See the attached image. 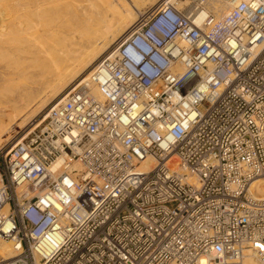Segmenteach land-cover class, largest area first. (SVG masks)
Listing matches in <instances>:
<instances>
[{"label":"built area","instance_id":"built-area-1","mask_svg":"<svg viewBox=\"0 0 264 264\" xmlns=\"http://www.w3.org/2000/svg\"><path fill=\"white\" fill-rule=\"evenodd\" d=\"M84 77L0 147V264H264V0H161Z\"/></svg>","mask_w":264,"mask_h":264},{"label":"bare ground","instance_id":"bare-ground-1","mask_svg":"<svg viewBox=\"0 0 264 264\" xmlns=\"http://www.w3.org/2000/svg\"><path fill=\"white\" fill-rule=\"evenodd\" d=\"M99 1L103 2V6L104 4L108 5L110 13L103 10L104 7H100L102 5L99 4ZM114 1L0 0V5H2L0 10L6 9L8 6L11 9L10 14L14 13L12 15L14 22L17 19L25 20L23 26L22 24L14 26L10 24L11 18L9 19L10 23L9 20L5 19L6 21L2 20V22L0 19V40L6 36H17V41L19 40L14 43L15 46L12 43V46L0 47V52L4 54V58L3 55L0 58L2 62L4 61L1 63L3 66L0 65V89L8 84H16V80L22 81L16 91L11 92L8 96L0 94V137L10 138L7 129L12 124L18 125L21 129L33 116L40 113L46 105L47 96L52 100L60 96L71 82L89 69L98 57L107 52L117 37L140 17V11L135 8L136 10H132L129 18H126L122 13H119L121 9L120 7V10L116 8ZM118 1L122 2V11L128 12L124 0ZM170 1L174 3V0ZM137 2L139 3L138 7L141 8L144 5H155L159 0H137ZM181 4L176 2L175 8L178 9ZM211 4L216 10H224V7L219 6L216 1ZM132 6L136 5L132 4ZM2 12L0 11V18L5 16L1 14ZM4 12H9V10ZM134 12L136 17L132 15ZM59 13H64L67 17L65 19L59 18V16L55 17ZM120 15L124 18L119 20ZM202 17L203 14L197 15L193 22L199 24ZM107 21V24L97 28L100 22ZM28 29L33 31L27 33ZM89 75L90 72L85 74L84 79ZM89 87L91 95L101 99L96 87L93 85ZM6 113L7 116H5ZM28 114L29 116L22 120ZM1 142L0 147L2 146ZM151 163L152 160L146 158L139 163L136 170L145 171L150 168ZM260 179L262 178H256L250 187L258 196H264V182ZM190 181L194 182L192 178ZM0 240V258L11 257V252L6 245V242L8 244L9 242L2 238ZM12 252H14L13 249ZM246 252L250 255H244ZM246 252L243 253L239 264H261L252 252ZM212 264H218V262Z\"/></svg>","mask_w":264,"mask_h":264},{"label":"rangeland","instance_id":"rangeland-1","mask_svg":"<svg viewBox=\"0 0 264 264\" xmlns=\"http://www.w3.org/2000/svg\"><path fill=\"white\" fill-rule=\"evenodd\" d=\"M112 1H114V0H112ZM155 1V0H154ZM161 0H159V2H160ZM115 3V6H116V8L118 9V10H120V12L119 13H122L126 18L128 17L129 18V15H131V12H133L132 10H136L137 8V11H140L139 13H141V14H144L145 13V11L146 10H148V9H151L152 8V6L154 7L155 5H157L159 2H157L155 5H150V6H147V5H144V7L142 6H140L141 8H139L138 7V5H139V3L137 2V0H128L127 2H126V0H124L123 2L125 3V5L127 6V8H128V12H125V11H122L123 10V7H121V5H122V2L120 3L118 0H115L114 1ZM128 3V4H127ZM135 6V7H133L132 6V4ZM154 3V2H153ZM0 4H1V2H0ZM99 4L100 5H102V6H100L101 8H103L104 7V9L103 10H106L107 11V13H110V11H108V10H110V9H108L107 8V6L108 5H105L104 4V6H103V2H101V1H99ZM131 4V5H130ZM0 6H2V5H0ZM118 6V7H117ZM131 8H130V7ZM106 7V8H105ZM119 7H120V9H119ZM133 7V8H132ZM3 8V7H2ZM4 8H6L5 6H4ZM136 8V9H135ZM8 11L9 10V12H4V11ZM10 10L11 9H9L8 8V6H7V8L6 9H3V10H0V11H3L1 14L4 16H6L8 13V15L5 17L4 16V18H0L1 19V21L3 20V21H8L10 18H11V23H10V20L8 21L11 25H14V26H17L18 24H22V26L24 25V23H25V20L23 21V20H19V19H17V20H15V22L13 21V18H12V15L14 14V13H12V14H10ZM122 11V12H121ZM124 12V13H123ZM111 13H113V12H111ZM121 14V15H122ZM2 15H1V17H2ZM112 15V14H111ZM119 16V17H121V18H119V20L120 19H123L124 18V16L122 17V16ZM132 15H135V12L134 13H132ZM9 16V17H8ZM58 16H59V18H62V19H65L67 16L64 14V13H59L58 15H56L55 17H57L58 18ZM135 17H136V15H135ZM6 19V20H5ZM24 19H26V18H24ZM27 20H29V18H27ZM0 21V22H1ZM2 21V22H3ZM20 21V22H19ZM8 22H6L7 24H8ZM108 23V21L107 22H100L99 23V26L97 27V28H100V26H103L104 24H107ZM17 24V25H16ZM33 30L32 29H28L27 30V33H31ZM14 38V39H13ZM4 39V40H3ZM16 39V40H15ZM17 39H18V37L17 36H6V37H3L1 40H0V47H9V46H15L14 45V43H17L18 41H17ZM2 40H3V42H2ZM6 41H7V43H6ZM16 41V42H15ZM4 43V44H3ZM13 43V44H12ZM12 44V45H11ZM17 45V44H16ZM1 53V52H0ZM104 54V53H103ZM102 54V55H103ZM2 55H3V58H4V54H0V58H2ZM101 55V56H102ZM97 59H99V57L97 58ZM97 59H96V61H97ZM5 60V59H4ZM95 61V62H96ZM4 62V61H3ZM2 62V59L0 60V65H1V63H3ZM94 62V63H95ZM93 63V64H94ZM92 64V65H93ZM1 66H3V65H1ZM91 69H92V66L89 68V69H87V70H85L83 73H81V75L80 76H78L73 82H75L76 80H78V79H80V77H83L85 74H87L88 72H90L91 71ZM21 80L19 79V80H16L15 81V83L16 84H8V85H5V86H3L2 87V89H0V94H2V96H8L11 92H14V91H16V89L18 88V86L19 85H21ZM73 82H71V84L73 83ZM18 84V85H17ZM71 84H69V85H71ZM69 85L66 87V88H68L69 87ZM49 97H50V95H49ZM56 98V97H55ZM54 99V98H53ZM50 101H52V98H48V96H47V101H46V105L50 102ZM45 105V106H46ZM43 109V108H42ZM41 113V112H40ZM40 113L38 112L35 116H33L32 118H36V117H38L39 115H40ZM5 116H7V113L5 114ZM29 116V114L27 115V116H25V117H23L22 118V120H25L27 117ZM6 121V120H5ZM26 122V121H25ZM24 122V123H25ZM27 124V123H26ZM25 124V125H26ZM12 125H14V126H12ZM11 125V127L10 128H8L7 130H8V136H10V138L8 139L7 138V136H1L0 137V141H2L1 143H2V145H4L5 143H7L10 139H11V137H12V135H14V134H16L19 130H21L22 128H24V126L23 127H21V129L18 127V125H16V124H12ZM8 126V125H7ZM8 139V141H6ZM5 142V143H4ZM2 155H3V152H2ZM2 156H0V167H1V164H2ZM264 176V175H263ZM263 176H261V178L262 179H260L262 182H264V177ZM260 180H258V181H260ZM257 181V182H258ZM0 242H1V240H0ZM6 245H7V247H8V249H9V251L11 252V257L14 255L13 253L14 252H12V249H11V246H10V243L8 244L7 242H6ZM244 255H250L248 252H246V253H244ZM8 258H10V257H8ZM8 258H6V259H8ZM200 264H206L204 261H201V263Z\"/></svg>","mask_w":264,"mask_h":264}]
</instances>
